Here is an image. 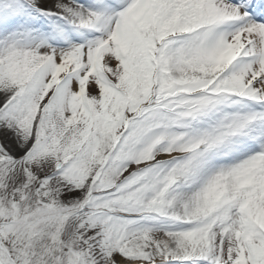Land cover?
Returning <instances> with one entry per match:
<instances>
[{
  "label": "snow or ice",
  "instance_id": "1",
  "mask_svg": "<svg viewBox=\"0 0 264 264\" xmlns=\"http://www.w3.org/2000/svg\"><path fill=\"white\" fill-rule=\"evenodd\" d=\"M0 264H264V0H0Z\"/></svg>",
  "mask_w": 264,
  "mask_h": 264
}]
</instances>
